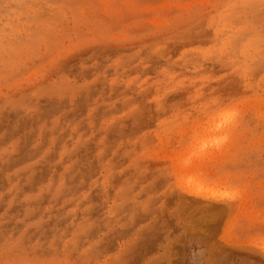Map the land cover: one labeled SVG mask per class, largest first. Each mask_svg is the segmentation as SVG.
<instances>
[{"label":"rangeland","instance_id":"obj_1","mask_svg":"<svg viewBox=\"0 0 264 264\" xmlns=\"http://www.w3.org/2000/svg\"><path fill=\"white\" fill-rule=\"evenodd\" d=\"M0 264H264V0H0Z\"/></svg>","mask_w":264,"mask_h":264}]
</instances>
